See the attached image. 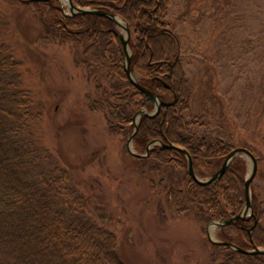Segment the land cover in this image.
Returning a JSON list of instances; mask_svg holds the SVG:
<instances>
[{
	"label": "trees",
	"instance_id": "obj_1",
	"mask_svg": "<svg viewBox=\"0 0 264 264\" xmlns=\"http://www.w3.org/2000/svg\"><path fill=\"white\" fill-rule=\"evenodd\" d=\"M73 1L80 6L116 13L129 23L135 37L130 40L132 70L140 68L138 80L164 101L173 102L176 94L158 77L172 74L178 98L169 106L162 105L157 115L140 118L133 139L136 147L146 149L156 139L179 144L190 152L199 177L217 172L232 149L247 147L258 159V172L261 170L257 150L246 140L236 142L223 98L208 92L193 94L194 86L184 73L180 37L165 28L164 17L172 0ZM37 3L48 8L49 15L44 17L48 32L63 43H87L85 53L93 52L98 60L95 62L106 69L103 70L106 77L100 74L96 79L97 92L102 98L94 100L92 109L96 110L99 103L107 107L111 132H130V123L137 111L144 106L153 109L155 102L127 78L123 46L117 53L110 50L111 61L100 56L106 50L101 49L103 37L106 43L119 41L115 23L91 14L69 16L56 0ZM17 66L9 47L0 43V264H128L118 252L116 234L88 215V198L72 181L69 171L45 153L34 130L38 121L34 98ZM116 75L122 77V86L114 81ZM100 79L106 82L105 89ZM169 79L164 81L171 82ZM137 95L140 99L136 102ZM194 96L199 101V111L192 109ZM193 113L194 121L188 118ZM260 116L264 117V110ZM132 157L140 171L170 172L166 207L159 205L162 223L168 218L167 209L175 216L192 214L210 222L231 218L246 204L247 161L240 155L233 159L219 181L209 185L194 181L187 171L186 155L178 150L155 145L147 157ZM253 200L257 217L221 226L222 241L243 248L264 247L263 215L254 194ZM213 245L224 257L218 264H264V255L244 254L227 245Z\"/></svg>",
	"mask_w": 264,
	"mask_h": 264
},
{
	"label": "rangeland",
	"instance_id": "obj_2",
	"mask_svg": "<svg viewBox=\"0 0 264 264\" xmlns=\"http://www.w3.org/2000/svg\"><path fill=\"white\" fill-rule=\"evenodd\" d=\"M56 1L65 14H71L66 2ZM168 7L165 28L180 37L184 73L194 86L193 94L222 97L236 142L246 140L259 153L262 167L252 191L264 226V117L260 116L264 110V0H172ZM47 10L37 2L0 0V43L13 53L25 87L32 92L38 140L88 198V215L116 234L118 252L128 264L222 262L221 251H216L207 235L209 222L192 214L175 216L169 209L167 220L161 222L159 205L166 207L170 172L140 171L127 147L135 124L130 123L127 134L111 132L107 107L99 103L92 109L94 100L102 98L96 79L105 76L106 69L95 62L93 52L85 53L87 43H63L48 32ZM116 28L126 34L122 27ZM131 38H135L133 29ZM118 39L100 42L102 51L106 48L100 56L111 61L110 53L123 46ZM130 50L133 56L131 46ZM87 59L90 62L84 64ZM123 66L125 70V53ZM97 70L102 73L96 74ZM139 70L134 71L138 79ZM114 77L118 86L124 84L122 77ZM100 82L105 89L104 79ZM139 99L134 97L136 102ZM142 109L154 113L156 106ZM192 109L199 111L196 96ZM188 118L196 120L194 113ZM133 149L146 153L134 143ZM240 157L247 161L248 175L250 162L247 156ZM213 237L221 240L220 229L214 230Z\"/></svg>",
	"mask_w": 264,
	"mask_h": 264
},
{
	"label": "water",
	"instance_id": "obj_3",
	"mask_svg": "<svg viewBox=\"0 0 264 264\" xmlns=\"http://www.w3.org/2000/svg\"><path fill=\"white\" fill-rule=\"evenodd\" d=\"M27 1L28 2H50L51 0H27ZM67 2H68L69 9H70L72 15L91 14V15H94L96 17H107V18L111 19L113 22H115V24H117L118 26L125 29V31H126V34L120 33V39L122 41L124 51H125V55H126L125 72H126L127 78L135 87H137L141 92H143L147 97H149L151 100H153L156 103V112L148 113L145 109H142V110L138 111L133 118V123L135 124V130L130 135V137L128 139V143H127L128 151L131 154H133L134 156H137V157H147L150 154V151L154 145H163L167 148L178 150V151H180L186 155V157L188 159V170L187 171H188L189 175L194 179V181L200 185H209V184H213V183L219 181L223 177V175L227 171L229 165L231 164V162L233 161V159L236 156H239V155L247 156V158L250 162V170H249V173L245 179L246 204H245L243 210L231 218L216 219V220L210 221L208 223L207 235H208L209 240L214 244L227 245V246L237 250L238 252H241L244 254H261V255H264V247H259V246L255 245V246H253V248H243V247L237 245L236 243H233L230 241H219V240L214 239V237H213L214 230L217 227L227 226V225L236 223L239 219H248L252 216H255L252 183L257 176L258 169H259V163H258V159H257L256 155L254 154V152L251 151L247 147H236V148L232 149L228 153V155H227L226 159L224 160V162L222 163L220 169L217 172H215L214 174H212L211 176H209L207 179H201L197 175L195 167H194V163H193V158H192L190 152L185 147H183L179 144L172 143V142L171 143H164L162 140L156 139V140L151 141L148 144L147 149H146V152H147L146 154H141V153L135 152L133 149V139H134L135 133L137 132V130L139 128V119L142 116H155L159 112V110L161 109L162 105L169 106V105L175 103L177 98H178V94H177V92H175L176 98L173 102L164 101L160 98L159 94L155 93L150 88L143 85L137 79V77L135 76V74L131 68L132 53H131L130 46H129V41H130V37H131V30H130V26L126 20H124L122 17H120L116 13H111V12H107V11L100 10V9H94L91 7H81L77 4H75L73 2V0H67ZM257 221L258 220L256 219L254 225L257 224Z\"/></svg>",
	"mask_w": 264,
	"mask_h": 264
},
{
	"label": "flooded vegetation",
	"instance_id": "obj_4",
	"mask_svg": "<svg viewBox=\"0 0 264 264\" xmlns=\"http://www.w3.org/2000/svg\"><path fill=\"white\" fill-rule=\"evenodd\" d=\"M162 78H164V79H168V78H170L169 80L171 81V82H167L166 80L164 81V79L162 80ZM158 79L165 85V86H168L170 89H173V90H175V92H176V87H175V83L173 82V80H172V74L170 73V74H168V75H163L162 77H158ZM171 102V101H170ZM162 107V106H161ZM161 110V109H160ZM160 110H159V112H160ZM158 112V113H159ZM157 113V114H158ZM156 114V115H157ZM255 217H257V213H255ZM255 221H256V219H255ZM258 222V221H257ZM255 223V222H254Z\"/></svg>",
	"mask_w": 264,
	"mask_h": 264
},
{
	"label": "bare ground",
	"instance_id": "obj_5",
	"mask_svg": "<svg viewBox=\"0 0 264 264\" xmlns=\"http://www.w3.org/2000/svg\"><path fill=\"white\" fill-rule=\"evenodd\" d=\"M63 1L66 2V3L68 4L67 0H63Z\"/></svg>",
	"mask_w": 264,
	"mask_h": 264
}]
</instances>
